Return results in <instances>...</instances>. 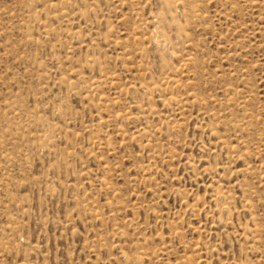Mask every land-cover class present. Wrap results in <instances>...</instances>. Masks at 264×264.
<instances>
[{
    "label": "rangeland",
    "instance_id": "1",
    "mask_svg": "<svg viewBox=\"0 0 264 264\" xmlns=\"http://www.w3.org/2000/svg\"><path fill=\"white\" fill-rule=\"evenodd\" d=\"M0 264H264V0H0Z\"/></svg>",
    "mask_w": 264,
    "mask_h": 264
}]
</instances>
